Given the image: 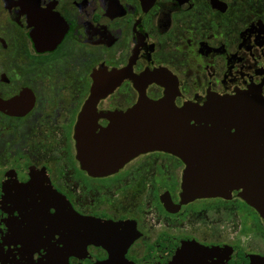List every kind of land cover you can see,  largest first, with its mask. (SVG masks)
Wrapping results in <instances>:
<instances>
[{
	"label": "flooded vegetation",
	"instance_id": "af4514ba",
	"mask_svg": "<svg viewBox=\"0 0 264 264\" xmlns=\"http://www.w3.org/2000/svg\"><path fill=\"white\" fill-rule=\"evenodd\" d=\"M248 91L264 99V13L246 0H0V219L61 203L130 233V263L193 243L264 264L260 213L238 192L183 201L180 158L142 153L106 174L79 159L80 140L142 98L182 108ZM3 231L0 264L53 259V230Z\"/></svg>",
	"mask_w": 264,
	"mask_h": 264
},
{
	"label": "water",
	"instance_id": "95a60500",
	"mask_svg": "<svg viewBox=\"0 0 264 264\" xmlns=\"http://www.w3.org/2000/svg\"><path fill=\"white\" fill-rule=\"evenodd\" d=\"M168 95L158 102L142 98L128 112L116 115L121 122L112 120L99 130L100 139L80 140L79 159L85 168L111 173L142 153L164 151L186 165L183 201L229 199L238 192L264 219V99L248 91L210 99L204 106L187 103L177 108ZM7 228L53 230V259L40 264H69L71 257L79 258V264H134L125 258L130 233L61 203L24 206L1 218L0 239ZM115 238L121 243L110 242ZM91 244L104 245L109 258L105 262L92 258L87 250ZM140 264L263 263L237 248L208 249L189 243L151 251Z\"/></svg>",
	"mask_w": 264,
	"mask_h": 264
},
{
	"label": "rangeland",
	"instance_id": "374dc122",
	"mask_svg": "<svg viewBox=\"0 0 264 264\" xmlns=\"http://www.w3.org/2000/svg\"><path fill=\"white\" fill-rule=\"evenodd\" d=\"M248 5L253 8L254 10L256 11H261L264 13V0H246ZM122 191L124 192V194H126L127 196H130L131 195V191L130 189H123L122 188ZM239 225H238V221L236 218H234V228L235 229H238ZM254 239V238H252ZM259 240V239H257ZM256 240V241H257Z\"/></svg>",
	"mask_w": 264,
	"mask_h": 264
}]
</instances>
